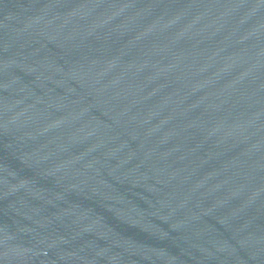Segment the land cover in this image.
I'll list each match as a JSON object with an SVG mask.
<instances>
[{
	"label": "water",
	"instance_id": "obj_1",
	"mask_svg": "<svg viewBox=\"0 0 264 264\" xmlns=\"http://www.w3.org/2000/svg\"><path fill=\"white\" fill-rule=\"evenodd\" d=\"M0 264H264V0H0Z\"/></svg>",
	"mask_w": 264,
	"mask_h": 264
}]
</instances>
